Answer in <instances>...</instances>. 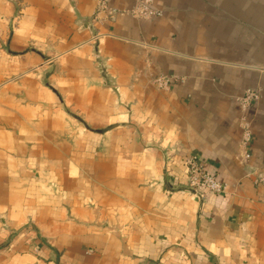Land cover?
<instances>
[{
  "label": "crops",
  "instance_id": "obj_1",
  "mask_svg": "<svg viewBox=\"0 0 264 264\" xmlns=\"http://www.w3.org/2000/svg\"><path fill=\"white\" fill-rule=\"evenodd\" d=\"M101 1L0 0V264H264V0Z\"/></svg>",
  "mask_w": 264,
  "mask_h": 264
},
{
  "label": "built area",
  "instance_id": "obj_2",
  "mask_svg": "<svg viewBox=\"0 0 264 264\" xmlns=\"http://www.w3.org/2000/svg\"><path fill=\"white\" fill-rule=\"evenodd\" d=\"M153 0H140L136 6L130 11H120L109 8L106 0H102L97 8L98 13H103L108 20H115L118 16L132 15L136 18L149 20L152 18L160 17L161 12L151 7ZM169 83L164 78H157L156 84L159 87H166ZM258 99V94L253 91H246L240 99L241 109L246 111L252 104ZM242 140L241 149L243 150V161L248 162L250 153L247 151V147L251 140V128L248 122H243L241 125ZM186 175L184 187L187 193L192 197L203 196L204 193H210L213 195H225L227 194V185L220 182L216 177L205 170L200 160L195 154H188L185 158ZM254 174V184L264 185V176Z\"/></svg>",
  "mask_w": 264,
  "mask_h": 264
}]
</instances>
